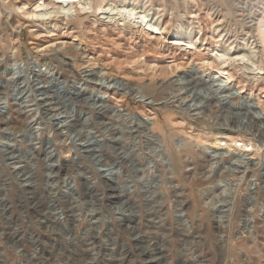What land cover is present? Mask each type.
<instances>
[{"label":"rangeland","instance_id":"1","mask_svg":"<svg viewBox=\"0 0 264 264\" xmlns=\"http://www.w3.org/2000/svg\"><path fill=\"white\" fill-rule=\"evenodd\" d=\"M82 1L95 7L99 0ZM111 1L124 2L105 3ZM125 2L148 12L161 30L93 11L32 19L22 13L30 10L28 1L0 0V264H264L263 179L242 177L251 164H264V139L260 156L251 148L238 156L235 144L228 148L224 140L219 149L193 122L205 117L223 124L225 137L238 141L249 106L264 123V0ZM182 33L191 34L194 45L177 41ZM221 50L229 55V81L209 66ZM250 50L262 66L241 60L239 54ZM199 78L223 93L195 86ZM155 90L165 99H152ZM183 101L185 108L202 103L201 114H180ZM143 103L153 105L143 109ZM58 114L62 121L70 117L68 124L61 128L55 121V135H49L46 125ZM129 114L156 122L154 132L174 164L159 143L141 144L145 133L136 128L143 126L131 125ZM86 142L97 153L79 151ZM50 148L62 155L58 162ZM162 161L169 181L160 202L144 183L149 164ZM105 167L113 170L112 182L99 177ZM238 188L248 200L236 201ZM182 215L194 223L189 232ZM241 218L250 221L240 231ZM217 222H224V231L216 230Z\"/></svg>","mask_w":264,"mask_h":264},{"label":"bare ground","instance_id":"2","mask_svg":"<svg viewBox=\"0 0 264 264\" xmlns=\"http://www.w3.org/2000/svg\"><path fill=\"white\" fill-rule=\"evenodd\" d=\"M26 1H28L29 3H30V10L29 11H27V9L26 8H23L22 9V13L24 14V15H27L28 17H30V18H32V19H39L40 17H42V16H50V17H53V16H64V17H68L69 18V16L70 15H72V14H76V13H78V12H81V11H93V12H101V13H99V14H104V15H111L112 13H115V16H117V17H121V18H125V20H128L129 22H132V23H135V24H137V25H139L140 27H150V28H152L151 30H153V32L154 31H160L161 30V28H160V23L158 22V20H157V24L155 23V19L154 18H151V16H150V14H148V12H146V11H138L139 10V8L138 7H136V6H134V4L132 3V4H129L128 2H125V0H124V2L123 1H121L120 2V4H118V2H115V1H111V2H108V3H105V1L106 0H99L98 1V3H96L95 4V7L92 5V3H91V1L90 2H87L84 6L82 5V0H26ZM23 2V1H22ZM104 4H106L105 6H103ZM240 6V5H239ZM148 10V9H147ZM158 15V14H157ZM150 19V20H149ZM63 20V19H62ZM153 20H154V22H153ZM66 21V20H65ZM65 21H64V24H66L65 23ZM62 22V21H61ZM67 22V21H66ZM145 32V31H144ZM144 34V33H143ZM257 36V35H256ZM260 36H261V38H262V40L264 41V29H260ZM177 41H179V42H185L184 44L185 45H187V46H191V45H194V39H192L191 38V34H183L182 33V35H179V36H177ZM221 52H222V54H219V52H215L216 53V61H212L211 62V64L209 65L212 69H215V70H217V72H218V75H220V76H223L227 81H229V80H231L234 76L232 75V74H230V73H226L225 71H224V65L228 62L227 60H229L228 59V57H226V56H229L225 51H223V50H221ZM240 56H242L241 58V60H243V61H248L249 62V64H251L252 66H255L256 67V65L257 64H259L260 63V65L262 66V64L263 63H261V62H258V61H256L255 59H256V53L254 52V51H249L248 53H240L239 54ZM46 60V59H45ZM47 64V63H46ZM206 66V65H205ZM252 68V67H251ZM66 70L67 69H65V72H66ZM70 70V69H69ZM72 71V70H71ZM70 72V71H69ZM74 73V72H73ZM198 74V73H197ZM72 75V74H71ZM66 76V75H65ZM89 76V75H88ZM75 77V76H74ZM77 77H78V75H77ZM77 77H76V79H77ZM202 78V77H201ZM88 80V79H87ZM91 80V79H90ZM193 82H194V80H193ZM89 83V82H88ZM180 84V83H179ZM201 85V84H204V86L205 87H207L208 88V90H213V89H217V91H219L218 93H220V94H222L223 93V90L222 89H220V87H216V86H213L212 84L211 85H209V84H207V82H205V81H203L202 79H198V80H196L195 81V86L196 85ZM176 86V85H175ZM109 88H110V86H108ZM108 88V89H109ZM32 89V88H31ZM50 89V88H49ZM172 89V88H171ZM186 89V88H185ZM224 89V88H223ZM188 90V89H187ZM226 90V89H225ZM133 91V90H132ZM131 91V92H132ZM45 92H46V90H45ZM62 92V91H61ZM130 92V91H129ZM128 92V93H129ZM227 92V91H226ZM163 93H164V91L163 92H161V90H155L154 91V93H152V96H151V98L152 99H154L155 101L157 100V101H160L161 102V100L162 99H165V96L166 95H163ZM172 93V92H171ZM180 93V92H179ZM79 94V93H78ZM139 93H137L136 95H138ZM169 94V93H168ZM229 94H231V93H229ZM54 95V94H53ZM227 95V94H226ZM225 95V96H226ZM130 96H132L134 99H136V96L134 97V94L133 93H131L130 94ZM224 96V97H225ZM228 96V95H227ZM232 96V95H231ZM230 95L228 96V97H231ZM44 97V96H43ZM128 96L127 95H125V98H127ZM178 96H176L175 98H177ZM47 98V97H46ZM167 98V97H166ZM178 99V98H177ZM200 99V98H199ZM203 99V98H202ZM223 99V98H222ZM97 100V99H96ZM170 100H172V99H170ZM221 100V99H220ZM224 100H225V98H224ZM227 100V99H226ZM90 101V100H89ZM167 101V100H166ZM208 101V100H207ZM192 102V101H191ZM100 103H102V102H100ZM204 103V102H203ZM222 103V102H221ZM45 104V103H44ZM96 104V103H95ZM104 104V103H103ZM142 106H143V109L146 107L145 105H153V104H141ZM166 105V104H165ZM185 101H183L182 103H181V105H180V108H179V111H180V114L182 113V114H186V115H188V114H191V113H194V114H197V115H200L201 114V111H202V107H203V105H202V103H195V102H193V103H191V104H189L186 108H185ZM221 105V104H220ZM97 106V105H96ZM114 106V105H113ZM170 106V105H169ZM205 106V105H204ZM141 107V106H140ZM211 107V106H210ZM250 107L251 106H249V109L247 110V112L245 113V119H247V121H249L248 123H247V129H246V131L245 132H240V131H237L238 132V134H239V136H242L243 137V139L241 140H233V139H231V138H229V137H225L226 136V134H224L223 132H222V130H221V127L222 126H224L223 124L221 125V124H216V123H210V120L208 121L205 117H204V119L203 118H198V119H196L195 121H193V122H195V125H196V128L198 129V131H199V134H201V136L200 137H202V136H204V137H206L207 139H211V140H213L214 142H215V146H217V147H219V149L222 147V145H221V143L225 140L226 141V146H228V148H231V147H234L235 148V150H236V152L235 153H237L238 154V156H239V153L241 152V151H243V148H246V150L247 149H249V148H251V149H253L254 150V154L256 155V156H260V145H258V143H260V141H262L263 139H264V123H259L258 121H257V119L255 118V113H253V111H252V113H250V111H251V109H250ZM76 108V107H75ZM147 108V107H146ZM40 109V108H39ZM39 109H36L35 110V112H36V115L38 116V115H40L41 116V111L39 110ZM95 109V108H94ZM104 109H105V107H104ZM225 109V108H224ZM109 110V109H108ZM164 110V109H163ZM173 111H174V109H172ZM94 111V110H93ZM101 111H102V109H101ZM100 110H99V112H101ZM106 111H107V109H106ZM153 111H155V110H153ZM172 111V113H174ZM176 111V110H175ZM179 111H177L176 113H179ZM75 112V111H74ZM89 113V112H88ZM97 113V112H96ZM145 113V112H144ZM143 113V114H144ZM151 113V112H150ZM167 113H168V111H167ZM233 113V112H232ZM55 114V113H54ZM95 114V113H94ZM108 114V113H107ZM147 114V113H146ZM35 115V116H36ZM171 115V114H170ZM179 115V114H178ZM185 115V116H186ZM36 116V117H37ZM59 118H54V119H52L51 120V124L49 123V124H47L46 126H47V133L50 135V134H52V133H54V135H55V131L53 130L54 129V127L53 126H55L54 125V122L55 121H57V123H56V125H57V127L58 126H61V128H64L66 125H65V123H67L68 124V121H69V118L70 117H68V118H66L65 120H63L62 121V119H60V118H62L63 117V115H60V114H58L57 115ZM56 116V117H57ZM60 116H62V117H60ZM67 116V115H66ZM182 116V115H181ZM180 116V117H181ZM216 116V115H215ZM238 116V115H237ZM32 117H34V116H32ZM36 117H34L33 118V120L31 119V120H29V121H31L30 122V125L31 126H33V125H35L36 123L35 122H37V120H36ZM110 117V116H109ZM128 118H126V120L127 119H129L130 121H131V125L134 123L135 124V126L137 125L136 123H139V125H142L143 127V130L141 131L140 130V126H138L137 125V131L138 132H140L141 134L142 133H145V135H144V137H145V140H144V142H142L141 144L142 145H145V144H155L156 142L157 143H159L160 144V147L161 148H164V151L163 152H161L162 153V156H164L165 157V159L166 160H168V161H172L173 163L172 164H174V158L172 157V154L173 153H170L169 151V149L167 148L168 146L167 145H165L164 144V142L161 140V138L159 137V136H156V134H155V132H154V128H155V126L157 125L156 124V122L154 121L153 122V124H147L146 122H144V121H141V120H139V119H137L134 115H132V114H129L128 116H127ZM147 115L145 116V118L147 119ZM193 118V117H192ZM187 119V118H186ZM237 119L238 118H236L235 117V119L233 118L232 119V121H231V123H230V125H228L229 127H230V130L231 129H236V124H237ZM241 119V118H240ZM77 120V119H76ZM178 120V119H177ZM185 120V119H184ZM182 122V121H181ZM228 122V121H227ZM71 123V122H70ZM180 124V123H179ZM86 125V124H85ZM244 125V124H243ZM41 126V125H40ZM134 126V127H135ZM44 127V126H43ZM69 127V126H68ZM122 127V126H121ZM227 128V127H226ZM225 128V129H226ZM128 129V128H127ZM134 129V128H133ZM162 130V129H161ZM238 130V129H237ZM54 131V132H53ZM44 132V131H43ZM123 132V131H122ZM127 132V131H126ZM41 133V132H40ZM133 133V132H132ZM139 133V134H140ZM235 133H236V130H235ZM42 134V133H41ZM88 134V133H87ZM140 134V135H141ZM196 134V133H195ZM40 135V134H39ZM44 135H45V133H44ZM90 135V134H89ZM197 135V134H196ZM45 136H47L48 137V135H45ZM68 136V135H67ZM228 136V135H227ZM241 137V138H242ZM163 138V137H162ZM234 138V137H233ZM57 139H58V137H57ZM63 140V139H62ZM83 140V139H82ZM200 140V139H199ZM35 141V140H34ZM164 141H165V139H164ZM167 141V140H166ZM242 141V142H241ZM65 142V141H64ZM192 142V141H191ZM194 142V141H193ZM239 142H241V144H238ZM35 143V142H34ZM101 143V142H100ZM136 143V142H135ZM156 143V144H157ZM197 143V142H196ZM31 144V143H30ZM83 144H86V145H80L81 147H80V150L79 151H81L82 149H85V150H89L90 148H92V150H93V152L94 153H97L96 152V150L95 149H93V145H91V144H89V142H86V143H83ZM103 144V143H102ZM155 144V145H156ZM179 144V143H178ZM199 144V143H198ZM231 144H235L234 146L233 145H231ZM261 144V143H260ZM32 145V144H31ZM100 145V144H99ZM192 145V144H191ZM194 145H195V143H194ZM104 146V145H103ZM127 146H129V145H127ZM146 146V145H145ZM154 146V145H153ZM190 146V145H189ZM59 147V146H58ZM102 147V146H101ZM130 147V146H129ZM118 148V147H117ZM126 148V147H125ZM184 148V147H183ZM189 148V150H191L192 149V147H188ZM36 149V148H35ZM9 150V149H8ZM77 150V149H76ZM6 151V150H5ZM105 151V150H104ZM178 151V150H177ZM229 151V150H228ZM248 151V150H247ZM47 152V151H46ZM77 152H78V150H77ZM221 152V151H220ZM250 152V151H249ZM248 152V153H249ZM48 153V152H47ZM49 153H50V155H54L55 154V156H56V158H57V162L59 161L58 159L60 158V156H62V155H60L59 153V155L56 153V149H53V148H50V151H49ZM48 153V154H49ZM75 153V152H74ZM116 154V153H115ZM8 155V154H7ZM127 155V154H126ZM236 155V154H235ZM75 156V155H74ZM131 156H133V157H135V151H133V154L131 155ZM139 156V155H138ZM141 156V155H140ZM143 156V155H142ZM221 156H223V155H221ZM120 157V156H119ZM124 157H125V154H124ZM9 158V157H8ZM52 158V157H51ZM93 158V157H92ZM132 158V157H131ZM224 157H221L219 160L222 162V161H224L225 159H223ZM136 159V158H135ZM240 159V157H238V159L236 160V161H238ZM253 160H255V158H252ZM103 160V159H102ZM105 160V159H104ZM122 160H124V158L122 159ZM133 160V159H132ZM142 160V159H141ZM2 161V160H1ZM100 161V160H99ZM188 161V160H187ZM240 161H241V159H240ZM134 162V161H133ZM139 162V161H138ZM243 162V161H242ZM150 163H152V161H150ZM241 163V162H240ZM105 164V163H104ZM103 164V165H104ZM171 164V165H172ZM199 166V165H198ZM263 166H264V164H261L260 162H258V164H255V163H253V164H251L250 166H248V168H245V169H243V179H244V181H246V182H248L247 180L250 178L249 176H251V177H256V179H257V182L258 181H260L261 179H263V182L261 181V183H262V189L264 190V176H262V168H263ZM32 167V166H31ZM132 167V166H131ZM149 173L148 174H150V177H149V179H148V177H147V182L148 183H144V184H146L145 186H146V188H147V190H146V193H151V195L153 194V197L154 198H156L157 199V201L159 200L160 202H162V201H164L165 200V198H166V196H167V191L165 190V191H163V188H162V186L166 183V181H169V179L167 178V175L168 174H165V171H167V165H165L164 163H163V161L162 162H154V165L153 166H151V164H149ZM218 167V166H217ZM93 168V167H92ZM16 169V168H15ZM17 169H19V168H17ZM174 169H175V167H174ZM195 169V168H194ZM222 169L223 168H219V173L220 172H222ZM237 169H239V170H241L242 169V167L240 166H238L237 167ZM225 170V169H224ZM127 171V170H126ZM217 171H218V169H217ZM15 172V171H14ZM27 172V171H26ZM205 172V171H204ZM214 172V170H211L210 172H208V174H212ZM215 172H216V170H215ZM142 173V172H141ZM97 174V173H96ZM98 174H99V177L103 180V181H105V182H112V175L114 174L113 173V170H112V168H106L105 167V169H100L99 171H98ZM97 174V175H98ZM54 175V174H53ZM218 175V174H217ZM226 175V174H225ZM85 176V175H84ZM175 177H176V173H175V175H174ZM98 177V176H97ZM169 177V176H168ZM35 178V177H34ZM171 178H173V177H171ZM208 178V177H207ZM210 178V177H209ZM29 179V178H28ZM79 179V178H78ZM211 179V178H210ZM240 179V178H239ZM204 180V179H203ZM23 181V180H22ZM65 181V180H64ZM73 181V180H72ZM59 182V181H58ZM126 182V181H125ZM209 182V181H208ZM170 183V182H169ZM26 184V183H25ZM56 184V183H55ZM149 184H150V186H149ZM152 184H154L155 186H152ZM258 184V183H257ZM260 184V183H259ZM171 185V184H170ZM35 186V185H34ZM167 186H168V184H167ZM230 186V185H229ZM26 187V186H25ZM74 187V186H73ZM141 187H142V185H141ZM248 187V186H247ZM52 188V187H51ZM140 188V187H139ZM132 189H134V188H132ZM239 189L240 188H238V189H236L234 192L236 193V195H237V197H236V201L237 202H244V201H246V200H248L247 198V196L246 195H242V194H240L239 193ZM37 190V189H36ZM69 190V189H68ZM139 190V189H138ZM174 190V189H173ZM177 190V189H176ZM175 190V191H176ZM224 190V189H223ZM257 190H259L260 191V189H257ZM52 192V191H51ZM131 192V191H130ZM183 192V191H182ZM216 192V191H215ZM231 192V191H230ZM248 192V191H247ZM181 193V192H180ZM184 193V192H183ZM53 194V193H52ZM56 194V193H55ZM138 195V194H137ZM174 195V194H173ZM206 195V194H205ZM235 195V194H234ZM139 196V195H138ZM178 196V195H177ZM185 196V198H186V195H184ZM209 196V195H208ZM140 197V196H139ZM151 197V196H150ZM173 197V196H172ZM180 197V196H179ZM226 197V196H225ZM147 198V197H146ZM145 198V199H146ZM178 198V197H177ZM181 198V197H180ZM188 198V197H187ZM175 199V198H174ZM179 199V198H178ZM189 199V198H188ZM151 200V199H150ZM171 200V199H170ZM147 201H149V200H147ZM152 201V200H151ZM175 201H176V199H175ZM180 201V200H179ZM184 201V200H183ZM235 202V201H234ZM132 203V202H131ZM159 203V202H158ZM175 203V202H174ZM179 203V202H178ZM182 203V202H181ZM184 203V202H183ZM186 203V202H185ZM190 203V202H189ZM188 204V203H187ZM137 205V204H136ZM156 205V204H155ZM158 205H160V204H158ZM162 205V204H161ZM181 205V204H180ZM216 205V204H215ZM210 206V205H209ZM150 207H151V205H150ZM216 207V206H215ZM133 208V207H132ZM162 208V207H161ZM187 205H185V206H183V210H187ZM251 208V207H250ZM190 209V208H189ZM212 209V208H211ZM240 209V208H239ZM255 209V208H254ZM70 210V209H69ZM151 210V209H150ZM241 210V209H240ZM239 210V212H241ZM152 211H154V210H152ZM199 211V210H198ZM237 213V212H236ZM244 213V212H243ZM54 214V213H53ZM57 214V213H56ZM76 214V213H75ZM74 215V214H73ZM157 215V214H156ZM181 215V214H180ZM56 216V215H55ZM58 216V215H57ZM56 216V217H57ZM60 216H62V215H60ZM60 216H58V217H60ZM76 216V215H75ZM74 216V217H75ZM77 216H79V215H77ZM147 217V216H146ZM161 217V216H160ZM199 217V216H198ZM57 219V218H56ZM55 219V220H56ZM202 219H204V218H200L199 220H202ZM180 220H181V222L184 224V229L186 230L185 232H189L190 230H192L193 229V222H191L186 216H183L182 215V219L180 218ZM236 220H237V218H236ZM239 220V219H238ZM249 220V219H248ZM248 220H246V219H243V218H241L240 219V221H239V223H238V225H239V229H240V231H241V229H243V230H245L246 228H248L249 227V221ZM77 221V220H76ZM203 221V220H202ZM174 222V221H173ZM198 222V221H197ZM37 223V222H36ZM78 223V222H77ZM163 223H165L166 224V222L165 221H163ZM201 223V222H200ZM224 223V222H223ZM222 222H217V224L215 225L216 226V230L218 229V232L219 231H224V229L226 228L225 226H224V224H223ZM62 224V223H61ZM176 224V223H175ZM161 225V224H160ZM182 225V224H181ZM237 226V225H236ZM51 227V226H50ZM91 227V226H90ZM155 227V226H154ZM166 227V226H165ZM171 227V226H170ZM152 228V227H151ZM162 228V227H161ZM178 228V227H177ZM237 228V227H236ZM138 229V228H137ZM250 229V228H249ZM74 230V229H73ZM90 230V229H89ZM156 230V229H155ZM207 230V229H206ZM93 231V230H92ZM138 231V230H137ZM178 231V230H177ZM204 230H202V232H203ZM236 231V230H235ZM76 232V231H75ZM90 232V231H89ZM101 232V231H100ZM113 232V231H112ZM157 232V231H156ZM170 232V231H169ZM176 232V231H175ZM183 232V231H182ZM243 232V231H242ZM63 233V232H62ZM66 233V232H65ZM71 233V232H70ZM88 233V232H87ZM171 234L173 233V231L172 232H170ZM204 233V232H203ZM222 233V232H221ZM239 233V232H238ZM244 233V232H243ZM78 234V233H77ZM95 234V233H94ZM189 234V233H188ZM220 234V233H219ZM138 235V234H137ZM147 235V234H146ZM199 235H200V233H199ZM203 235V234H202ZM224 235V234H223ZM64 236V235H63ZM93 236V235H92ZM95 236V235H94ZM142 236V235H141ZM165 236V235H164ZM231 236V235H230ZM137 237V236H136ZM236 237V236H235ZM109 238V237H108ZM140 238V237H139ZM223 238V237H222ZM221 238V239H222ZM229 238V237H228ZM206 240V239H205ZM88 241V240H87ZM150 241V240H149ZM85 242V241H84ZM226 242V241H225ZM62 243V242H61ZM70 243V242H69ZM151 243V242H150ZM67 244V243H66ZM85 244V243H84ZM98 246V245H97ZM112 246V245H111ZM83 247V246H82ZM80 248V247H79ZM100 250H101V248H100ZM77 251V250H76ZM90 251V250H89ZM89 251H88V253H89ZM91 252V251H90ZM97 252V251H96ZM34 253V252H33ZM62 253V252H61ZM149 253V252H148ZM58 254H60V253H58ZM145 254V253H144ZM51 255V254H50ZM30 256V255H29ZM143 256V255H142ZM1 257V256H0ZM73 257V256H72ZM105 257V256H104ZM109 258V257H108ZM59 259V258H58ZM24 260V259H23ZM156 260V259H155ZM153 261H154V259H153ZM65 262V261H64ZM123 262V261H122ZM126 262V261H125ZM90 263H91V261H90ZM184 263V262H183ZM44 264V263H43Z\"/></svg>","mask_w":264,"mask_h":264}]
</instances>
